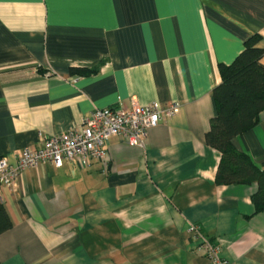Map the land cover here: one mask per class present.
<instances>
[{"label":"crops","instance_id":"0c3cea01","mask_svg":"<svg viewBox=\"0 0 264 264\" xmlns=\"http://www.w3.org/2000/svg\"><path fill=\"white\" fill-rule=\"evenodd\" d=\"M252 34L264 49V0H0V155L10 163L95 108L179 103L142 148L113 135L104 161H43L1 185L12 225L0 263L214 264L188 232L195 224L226 264H264L257 183L217 184L220 153L204 138L219 64ZM234 144L264 162V109Z\"/></svg>","mask_w":264,"mask_h":264},{"label":"trees","instance_id":"16d2710c","mask_svg":"<svg viewBox=\"0 0 264 264\" xmlns=\"http://www.w3.org/2000/svg\"><path fill=\"white\" fill-rule=\"evenodd\" d=\"M259 35L252 34L242 50L229 64H219L220 82L213 87L215 114L205 132V143L220 153L215 182L217 184L257 183L251 200L254 212L264 210V162H255L250 154L236 148V137L251 129L264 109V49ZM78 73L95 69L74 68ZM12 225L9 214L0 202V234ZM1 264V263H0Z\"/></svg>","mask_w":264,"mask_h":264},{"label":"built area","instance_id":"2783aa9c","mask_svg":"<svg viewBox=\"0 0 264 264\" xmlns=\"http://www.w3.org/2000/svg\"><path fill=\"white\" fill-rule=\"evenodd\" d=\"M178 110L177 101L165 107L159 101L145 104L132 101L129 106L119 101L113 106L95 108L79 124L66 131L41 135V144L21 149L14 163L0 155V186H13L23 170L43 161L55 167L62 166L65 161H75L81 167L88 166L91 160L104 161L113 135L122 137L130 146L142 148L149 129L174 116ZM188 232L214 264H226L219 255L218 245L212 243L198 225L190 224Z\"/></svg>","mask_w":264,"mask_h":264}]
</instances>
